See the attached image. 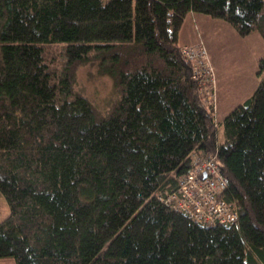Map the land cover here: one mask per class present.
<instances>
[{
    "label": "trees",
    "instance_id": "1",
    "mask_svg": "<svg viewBox=\"0 0 264 264\" xmlns=\"http://www.w3.org/2000/svg\"><path fill=\"white\" fill-rule=\"evenodd\" d=\"M191 12L264 39V0H0V259L264 264V55L217 123L179 40ZM91 62L117 88L107 113L74 89ZM194 152L216 156L237 222L166 201Z\"/></svg>",
    "mask_w": 264,
    "mask_h": 264
},
{
    "label": "rangeland",
    "instance_id": "2",
    "mask_svg": "<svg viewBox=\"0 0 264 264\" xmlns=\"http://www.w3.org/2000/svg\"><path fill=\"white\" fill-rule=\"evenodd\" d=\"M192 17L190 16L189 19L191 20ZM193 23L196 24V20ZM201 23V30H205V35L201 34L197 39H191L182 46L187 48L201 43L208 51L210 65L213 69L211 85L215 95L213 102L218 123L222 122L236 106L250 97L259 86L261 78L258 76V61L264 55V39L259 32L242 36L231 24L222 19L202 20ZM200 32H198L199 35ZM57 54L61 55L62 52L57 51ZM74 73L75 91L87 96L101 112L107 113L115 99L119 97L114 80L102 74L97 64L93 62L77 65ZM219 127L222 131L221 124ZM194 154L196 155L193 156ZM199 154L202 153L194 152L192 157L197 158ZM203 154L205 158L212 157L211 154ZM191 195L193 202L199 206L201 211L199 196L205 199L207 195L200 194L199 189L192 191ZM0 264H9V260L0 259Z\"/></svg>",
    "mask_w": 264,
    "mask_h": 264
},
{
    "label": "built area",
    "instance_id": "3",
    "mask_svg": "<svg viewBox=\"0 0 264 264\" xmlns=\"http://www.w3.org/2000/svg\"><path fill=\"white\" fill-rule=\"evenodd\" d=\"M183 52L194 61V77L201 82L203 87L212 88L213 69L204 45L200 43L187 48L183 47ZM214 98V93L209 94L208 100L213 101ZM228 183L229 180L222 172L216 156L205 158L204 154H199L197 158L192 157V168L179 178L178 187L166 195V201L197 222L232 224L238 220V210L234 204L223 198L222 191ZM196 189H199L200 194L207 195L205 199L199 196L201 211L199 206L193 202L191 195Z\"/></svg>",
    "mask_w": 264,
    "mask_h": 264
},
{
    "label": "crops",
    "instance_id": "4",
    "mask_svg": "<svg viewBox=\"0 0 264 264\" xmlns=\"http://www.w3.org/2000/svg\"><path fill=\"white\" fill-rule=\"evenodd\" d=\"M189 13L187 16L185 23L183 24L180 33H179V40L181 45L188 43L191 39H197L198 36H201V34L205 35V30H201V21H209L212 20L213 18L202 14V13ZM190 16H193L192 19L190 20ZM196 20V24L193 23V21ZM201 32H200V31ZM200 32V35L198 34ZM9 206L8 203L5 199V197L0 193V220L8 217L9 215Z\"/></svg>",
    "mask_w": 264,
    "mask_h": 264
}]
</instances>
